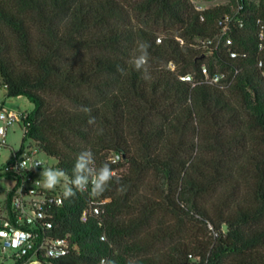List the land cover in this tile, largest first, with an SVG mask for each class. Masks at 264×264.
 Instances as JSON below:
<instances>
[{
    "label": "trees",
    "instance_id": "16d2710c",
    "mask_svg": "<svg viewBox=\"0 0 264 264\" xmlns=\"http://www.w3.org/2000/svg\"><path fill=\"white\" fill-rule=\"evenodd\" d=\"M261 32L264 0H0L6 96L33 104L23 141L62 183L84 149L119 178L54 209L79 245L63 264H264ZM140 43L149 79L130 63ZM93 202L102 213L82 221Z\"/></svg>",
    "mask_w": 264,
    "mask_h": 264
},
{
    "label": "built area",
    "instance_id": "2783aa9c",
    "mask_svg": "<svg viewBox=\"0 0 264 264\" xmlns=\"http://www.w3.org/2000/svg\"><path fill=\"white\" fill-rule=\"evenodd\" d=\"M226 31L224 26L222 36H226ZM260 40H264V32L260 33ZM226 44H232L230 37ZM174 67L170 63V68ZM204 73L214 83L224 78L222 73L210 76L206 68ZM181 79L192 81L190 75ZM7 91L0 75V264H63L66 257L79 250V245L69 234L57 235L52 216L54 209L63 202V184L55 190L42 186L40 173L53 168V164L42 157L53 158L33 141L25 143L22 139L18 149L9 144L14 126H18L24 135L29 111L10 109L6 104ZM116 157L120 159L119 155H113L111 159L118 161ZM36 161L42 162L40 167H34ZM101 213V204L93 202L83 211L81 220ZM101 239L106 240V236L102 235Z\"/></svg>",
    "mask_w": 264,
    "mask_h": 264
},
{
    "label": "clouds",
    "instance_id": "9594fccd",
    "mask_svg": "<svg viewBox=\"0 0 264 264\" xmlns=\"http://www.w3.org/2000/svg\"><path fill=\"white\" fill-rule=\"evenodd\" d=\"M147 45L140 43L137 45L136 51L138 55H134L130 63L136 70L142 71L144 79H149L148 74V52ZM120 71H123L120 69ZM82 111L90 113L91 109L88 107L82 108ZM88 123L94 124L95 117H91ZM118 160L119 157H116ZM41 161H36L34 167H40ZM40 175L43 177L42 186L47 190H55L58 185H61L62 179L66 176V172L61 168H47L44 169ZM113 179L119 183V178L116 177L115 172L112 170L110 163L105 161L100 165H97L95 154L91 149H84L81 151L75 159V163L72 169V177L69 181L63 183V197L65 199L72 198L76 195V192H84L90 187V194L92 196L102 195L108 188ZM121 186L118 191H122ZM100 264H112L111 261L101 259Z\"/></svg>",
    "mask_w": 264,
    "mask_h": 264
},
{
    "label": "rangeland",
    "instance_id": "374dc122",
    "mask_svg": "<svg viewBox=\"0 0 264 264\" xmlns=\"http://www.w3.org/2000/svg\"><path fill=\"white\" fill-rule=\"evenodd\" d=\"M234 0H193L194 4L200 10L211 8L220 5H228L233 3ZM256 2L259 0H255ZM6 104L10 109L19 110V111H31L33 109V104L26 98V97H17V98H6ZM23 139V131L18 126H14L12 128V132L10 133L9 137V144L13 146L15 149L20 147V144ZM43 160L50 162L53 166L56 165L57 160L55 158L49 159L45 155L42 157ZM54 168V167H53ZM68 178L65 176L62 181H66ZM58 185V187H62Z\"/></svg>",
    "mask_w": 264,
    "mask_h": 264
}]
</instances>
